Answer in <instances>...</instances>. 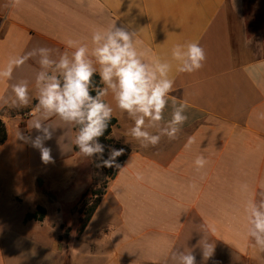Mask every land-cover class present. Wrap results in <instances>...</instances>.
<instances>
[{
    "label": "crops",
    "instance_id": "crops-1",
    "mask_svg": "<svg viewBox=\"0 0 264 264\" xmlns=\"http://www.w3.org/2000/svg\"><path fill=\"white\" fill-rule=\"evenodd\" d=\"M115 22L137 32L148 60H170L172 47L188 41L205 49L202 69L179 73L173 62L170 73L171 95L187 101L188 120L176 140L162 137L156 147L141 148L127 135L133 122L109 93L116 120L110 138L125 149V159L77 237V214L68 222L62 214L91 188L92 160L77 155L74 129L57 118L49 121L57 128L45 141L52 163L17 139L18 130L38 134L27 128L37 103V58L16 68L11 80L0 81V97H11V85L26 79L33 100L12 108L0 99L7 130L0 146V264H171L177 248L193 249L201 264L194 246L204 235L215 243L206 264H264V253L243 235L244 202L264 191V120L257 119L264 113V22L248 34L243 0H22L18 7L0 0V67L41 46L71 52L67 42L78 40L91 47L93 30ZM170 117L169 104L164 118ZM198 155L208 160L200 172ZM245 183L247 194L240 189ZM37 206L45 209L43 221H25ZM62 225L71 229L64 240Z\"/></svg>",
    "mask_w": 264,
    "mask_h": 264
},
{
    "label": "clouds",
    "instance_id": "clouds-1",
    "mask_svg": "<svg viewBox=\"0 0 264 264\" xmlns=\"http://www.w3.org/2000/svg\"><path fill=\"white\" fill-rule=\"evenodd\" d=\"M12 7L21 5L22 0H9ZM137 32L116 22L107 27L96 28L91 34V47L78 40H69L65 50L49 47L33 48L22 55L9 57L6 65L0 67V81L11 80L16 68L22 67L32 58H37L39 70L35 73V99L33 119L28 123L29 131L38 133L34 138L17 132V139L38 149L44 164L52 163L51 148L45 141L53 138L54 127L50 120L57 118L74 129L73 145L84 158H98V167H117V158L124 154V148L111 147L104 158L105 145L100 142L112 120L113 107L105 98L112 94L115 106L133 122L127 135L137 141L141 148L156 147L162 137L176 140L182 126L188 120L185 114L187 101H180L174 95L175 80L170 77L173 62L179 73H194L204 67L207 56L198 41L176 44L171 49V59L158 56L146 59L149 50L138 48ZM98 76L100 87L94 77ZM11 97H0L12 108H27L33 100L29 81L21 79L11 85ZM93 93H95L93 95ZM171 117L164 118L167 107ZM257 119L264 120V113ZM193 143L188 140V146ZM208 160L198 155L194 160L197 172L206 167ZM136 178L142 179L137 173ZM190 187L195 188L193 183ZM247 194L249 186L240 185ZM243 235L251 246L264 253V191L259 198L253 194L243 205ZM194 247L201 250V264L211 259L215 243L204 235ZM171 264H197L193 249L173 250Z\"/></svg>",
    "mask_w": 264,
    "mask_h": 264
},
{
    "label": "trees",
    "instance_id": "trees-1",
    "mask_svg": "<svg viewBox=\"0 0 264 264\" xmlns=\"http://www.w3.org/2000/svg\"><path fill=\"white\" fill-rule=\"evenodd\" d=\"M253 7H256V2L254 0H243V9L244 16L246 21V27L248 34L255 33L260 30L261 27L259 23L252 18ZM94 80L97 85L101 87L99 77H94ZM95 93H93L94 95ZM116 124V120L112 118L111 122L108 125V129L106 130L104 136L100 137V142L105 145L104 158L107 159L109 155V150L111 147L114 148H122L119 145L115 144L113 140L110 138V133L112 127ZM7 139V130L5 124L0 119V146L5 143ZM74 150L77 151V148L74 147ZM125 157L120 156L117 158V163L122 165ZM92 171H91V188L87 190L85 193L81 195L78 199L77 203L73 205L70 209H68L69 214H77V228H76V236H80L85 228L87 227L89 221L91 220L95 210L97 209L101 198L105 194L107 184L110 182L116 175L119 168L117 167H98L97 165L101 163V161L92 157ZM37 187L41 189L43 195H45L49 202L53 201V196L51 193L42 189L40 180L37 181ZM45 217V209L41 206H37L33 213H29L25 216V221L34 220L41 222ZM71 229L66 227L65 225L61 226V235L60 240H64L70 234Z\"/></svg>",
    "mask_w": 264,
    "mask_h": 264
},
{
    "label": "rangeland",
    "instance_id": "rangeland-1",
    "mask_svg": "<svg viewBox=\"0 0 264 264\" xmlns=\"http://www.w3.org/2000/svg\"><path fill=\"white\" fill-rule=\"evenodd\" d=\"M254 1L256 2V7H253L254 12L252 13V18L253 19L255 18L257 23L262 24L264 22V0H254ZM77 155H79L78 149H77ZM88 159L90 160V158ZM65 212L66 213H63L62 216L65 218L66 222H68L67 216H69V212L68 211Z\"/></svg>",
    "mask_w": 264,
    "mask_h": 264
},
{
    "label": "built area",
    "instance_id": "built-area-1",
    "mask_svg": "<svg viewBox=\"0 0 264 264\" xmlns=\"http://www.w3.org/2000/svg\"><path fill=\"white\" fill-rule=\"evenodd\" d=\"M27 115H23L22 117L25 118Z\"/></svg>",
    "mask_w": 264,
    "mask_h": 264
}]
</instances>
